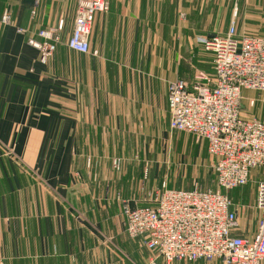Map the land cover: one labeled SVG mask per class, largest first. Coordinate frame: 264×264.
Listing matches in <instances>:
<instances>
[{
  "label": "crops",
  "instance_id": "obj_1",
  "mask_svg": "<svg viewBox=\"0 0 264 264\" xmlns=\"http://www.w3.org/2000/svg\"><path fill=\"white\" fill-rule=\"evenodd\" d=\"M107 1L91 58H77L66 47L77 0H44L33 17V0H0V19L10 18L0 25V264H150L142 240L125 233L123 201L153 206L163 186L197 188L176 172L167 85L191 88L194 70L211 75L212 54L198 40L224 35L232 20L240 36H264V0ZM60 20V43L41 64L27 38ZM242 96V113L264 124V92ZM254 171L264 181V169ZM232 202L233 235L253 237L259 214Z\"/></svg>",
  "mask_w": 264,
  "mask_h": 264
},
{
  "label": "built area",
  "instance_id": "obj_2",
  "mask_svg": "<svg viewBox=\"0 0 264 264\" xmlns=\"http://www.w3.org/2000/svg\"><path fill=\"white\" fill-rule=\"evenodd\" d=\"M44 0H33L31 16ZM109 10L107 0H77L73 31L66 47L91 54L89 37L95 17ZM236 8L233 18L236 17ZM10 18L4 12L0 25ZM63 21L53 29H40L27 44L46 64L60 43ZM19 34H25L22 28ZM212 54L211 75L199 73L191 88L181 80L167 85L169 128L206 142L212 158L217 190H172L163 186L153 195V206L130 209L123 201L125 233L140 238L151 254L150 264L198 261L220 264H264V181L256 183L254 207L257 232L251 238L233 235L237 212L228 192L251 182L252 171L264 169V124L242 115V92H264V36H240L232 20L222 36L200 38ZM95 54V52H93ZM252 103V102H251ZM120 169V160L112 162Z\"/></svg>",
  "mask_w": 264,
  "mask_h": 264
},
{
  "label": "rangeland",
  "instance_id": "obj_3",
  "mask_svg": "<svg viewBox=\"0 0 264 264\" xmlns=\"http://www.w3.org/2000/svg\"><path fill=\"white\" fill-rule=\"evenodd\" d=\"M237 5L239 4V0H236ZM236 21V19H235ZM219 26V20H216V22ZM205 52V51H204ZM210 53V52H208ZM77 58H91L90 55L84 54L82 55H75ZM194 70V68H193ZM199 70L193 71V77L192 81L194 83L195 76L198 75ZM242 115L246 118H249L247 114ZM173 132V131H171ZM173 136V135H172ZM174 141L175 145L174 147H171V153L174 154V157H176V172L180 175L184 174V188H186L188 185L190 188L197 187L198 189H217L214 176L212 174V163L210 159L206 156L204 153V149L200 151V146L198 141L194 136L187 134V133H181V132H174ZM5 157H11L13 162H15L17 165L22 166L23 163L19 159V157L15 154V151L13 149H8L5 151V154H3ZM262 170V169H259ZM259 170H256L253 172V175H255ZM33 172V170H31ZM184 172V173H182ZM175 171H170L168 174L170 176V179L175 177L174 174ZM256 176V175H255ZM255 176H252L251 182L248 183L245 187L234 189L232 191L228 192V196L231 198L232 201L236 202L237 199L240 201L241 209L244 211L247 210H254L258 214V211L253 207V197L256 191V183L258 182V179L255 178ZM162 179H164V173L162 171ZM179 178V177H178ZM181 179V178H180ZM179 179V181H180ZM167 186V184H166ZM168 187V186H167ZM153 196V193H152ZM251 198V199H250ZM180 264H220L218 260H213L212 262H205V261H198L194 263H182Z\"/></svg>",
  "mask_w": 264,
  "mask_h": 264
}]
</instances>
